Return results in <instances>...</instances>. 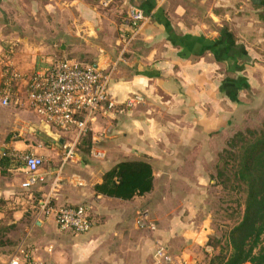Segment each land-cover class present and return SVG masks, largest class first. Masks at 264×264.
Wrapping results in <instances>:
<instances>
[{"label": "crops", "instance_id": "1", "mask_svg": "<svg viewBox=\"0 0 264 264\" xmlns=\"http://www.w3.org/2000/svg\"><path fill=\"white\" fill-rule=\"evenodd\" d=\"M133 8L148 19L128 42L124 23ZM183 11L179 0H0V90L4 66L33 75L70 55L108 75L117 103L77 137V129L45 123L26 102H0V159H44L32 213L25 165H0V253L13 249L12 233L20 231L18 250L29 259L21 264H206L210 216L200 211L207 189L216 187L218 157L254 100L264 55H249V45L227 29L205 32L173 20ZM249 56L255 62L248 64ZM15 84L13 91L19 84L25 90V82ZM134 93L144 100L125 109ZM128 160L152 165L154 188L128 200L98 194L104 173ZM47 199L52 207L89 204L92 227H59L41 212ZM142 216L150 228L138 226ZM160 247L172 262L156 261Z\"/></svg>", "mask_w": 264, "mask_h": 264}, {"label": "built area", "instance_id": "2", "mask_svg": "<svg viewBox=\"0 0 264 264\" xmlns=\"http://www.w3.org/2000/svg\"><path fill=\"white\" fill-rule=\"evenodd\" d=\"M101 1L104 5L112 2ZM147 19L148 16L141 9L130 10L124 23L131 32L128 42L135 38ZM5 72L6 79L0 90V102L3 105L11 103L14 84L25 82V90L27 89L29 93L27 101L36 109L43 121L63 131L77 129V137L87 130L88 124L100 111L117 108L116 101L108 92V75L92 65L61 58L49 67L36 71L30 78L9 66ZM143 100L140 94H131L125 100L124 107L131 109ZM23 160L27 173L23 187L29 188L39 179V169L43 166L44 160L34 153L26 154ZM41 212L53 214L59 227L72 229L78 233L87 232L93 225L91 206L86 203L52 207L47 199L41 206ZM138 226L150 228L152 225L146 216H142L138 219ZM18 252L28 259L26 250L19 249ZM155 257L157 262L173 261L164 247L157 249ZM9 264H21L18 254L15 253L11 257Z\"/></svg>", "mask_w": 264, "mask_h": 264}, {"label": "trees", "instance_id": "3", "mask_svg": "<svg viewBox=\"0 0 264 264\" xmlns=\"http://www.w3.org/2000/svg\"><path fill=\"white\" fill-rule=\"evenodd\" d=\"M251 1L264 10V0ZM223 151L226 155H219L213 179L216 186L240 194L237 201L241 211L224 235L225 244L206 264H264V123L261 129H239ZM13 162L8 154L0 159L4 168ZM153 188V168L144 160L117 163L95 185L98 194L125 200L143 196ZM211 247L208 245L207 252L212 253Z\"/></svg>", "mask_w": 264, "mask_h": 264}, {"label": "rangeland", "instance_id": "4", "mask_svg": "<svg viewBox=\"0 0 264 264\" xmlns=\"http://www.w3.org/2000/svg\"><path fill=\"white\" fill-rule=\"evenodd\" d=\"M179 3L185 7V11H183V14H173V20H175L176 22H187L188 25L191 26L190 28L197 25L204 26L205 32L217 31L218 33H220L221 29L222 31L227 29L228 31L232 32V35L235 39L241 41L245 45H249V50L251 53L249 55H264V10L263 8H257L256 4L251 0H179ZM72 54L74 55V53ZM73 55L71 56L73 57ZM58 56L59 57L57 59H54L52 62H47L48 64L45 65L44 68L49 67L50 64H52L54 61H57L58 59H70V55ZM240 59H242V57H240ZM247 59L248 64L255 62L251 56H249V58ZM260 63L261 62H259V64ZM5 69L6 66H4L3 69L4 76L2 78V84L6 79ZM260 69L263 70V68ZM31 76L33 75L27 74L28 78H30ZM257 76L259 77V83L256 84L254 88V100H252L251 104L249 105L246 115L240 116L241 121L239 123V129L241 131H246L247 129H261L262 124L264 123V81H262V79H264V74L262 73L261 77L259 75ZM18 88L20 89V91L13 92L14 96L11 102L13 101L16 103L18 101H22L23 103H28L27 98L29 96V93L26 91L27 89L23 91L20 84ZM32 108L37 113L36 109L34 107ZM237 131L234 130L231 137H233ZM223 150L222 155L223 157H225L226 153ZM97 153L98 152H95L96 156H98ZM37 155L41 156L40 154ZM23 156H26V154ZM23 156L19 155L15 157V166L24 164ZM41 169L42 167H40L39 173ZM33 185L31 187L32 198H30V203L28 205L29 213H32L33 210H38L36 209V207H34V205H36L39 198H41L39 192H37L36 190L32 191ZM206 194L209 195V199L206 202L204 209H202L200 212L204 213L205 211L210 216L208 223L211 228V233L208 237L210 238V240L207 239L206 244L212 246L211 248L213 249V251L212 253L207 252L208 256L204 253L203 259H205V261L209 259L213 253L218 252L220 249L219 247L225 244L224 235L235 223L237 218H239L237 213L241 211L237 201L240 197V194H236L232 190L224 189L221 185H218L216 187L208 188ZM2 227L5 226L2 225ZM0 230L2 229L0 228ZM2 234L3 231H0V239L2 238ZM22 238L23 232L15 231V233H12L11 246L13 247V249L8 248V253H0V256L8 260L12 252L16 251L15 253L16 255L18 254L20 260H25L26 258L24 257V255L18 252V245L20 244V242H22Z\"/></svg>", "mask_w": 264, "mask_h": 264}]
</instances>
